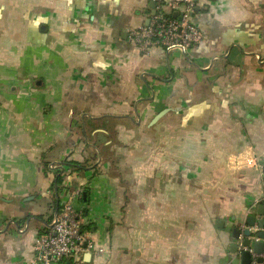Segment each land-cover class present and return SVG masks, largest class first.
I'll return each mask as SVG.
<instances>
[{
	"label": "crops",
	"instance_id": "1",
	"mask_svg": "<svg viewBox=\"0 0 264 264\" xmlns=\"http://www.w3.org/2000/svg\"><path fill=\"white\" fill-rule=\"evenodd\" d=\"M153 2L0 0V264L81 187L85 264H231L261 218L264 0L201 1L187 53L132 42Z\"/></svg>",
	"mask_w": 264,
	"mask_h": 264
},
{
	"label": "built area",
	"instance_id": "2",
	"mask_svg": "<svg viewBox=\"0 0 264 264\" xmlns=\"http://www.w3.org/2000/svg\"><path fill=\"white\" fill-rule=\"evenodd\" d=\"M153 1L156 8L149 15L148 24L131 33V40L140 51L164 49L187 53L202 42L203 33L193 24V18L199 3L203 0ZM258 163L254 159L250 161V164L255 166H258ZM83 193L82 187L75 190L69 201L56 214L49 232L36 240L33 264H59L66 261L71 264H85L86 253L96 252L98 255L104 253L102 249L96 248L84 230L83 211L75 203L82 198ZM242 231L240 245L246 239L245 228ZM259 259H264V252L254 254L252 264H264L258 263Z\"/></svg>",
	"mask_w": 264,
	"mask_h": 264
},
{
	"label": "water",
	"instance_id": "3",
	"mask_svg": "<svg viewBox=\"0 0 264 264\" xmlns=\"http://www.w3.org/2000/svg\"><path fill=\"white\" fill-rule=\"evenodd\" d=\"M151 8L155 9L156 4L153 2ZM163 114L157 117L156 121L162 117ZM155 121V122H156ZM258 216L256 217H247L245 219V231L244 236L246 237L242 245L239 244L240 235L243 233L242 228L237 227L233 231V237L236 240V243L231 250L232 261L231 264H252L254 254H262L264 252V207L258 209ZM259 230V231H257ZM90 255L85 256V261L89 262ZM264 259H259L258 263H263ZM71 264V263H67Z\"/></svg>",
	"mask_w": 264,
	"mask_h": 264
},
{
	"label": "trees",
	"instance_id": "4",
	"mask_svg": "<svg viewBox=\"0 0 264 264\" xmlns=\"http://www.w3.org/2000/svg\"><path fill=\"white\" fill-rule=\"evenodd\" d=\"M87 192H85V194H86ZM59 264H64V262H62V263H59Z\"/></svg>",
	"mask_w": 264,
	"mask_h": 264
}]
</instances>
